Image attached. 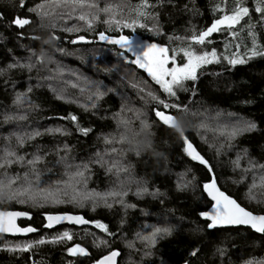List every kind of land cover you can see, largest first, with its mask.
I'll use <instances>...</instances> for the list:
<instances>
[{"label":"trees","instance_id":"obj_1","mask_svg":"<svg viewBox=\"0 0 264 264\" xmlns=\"http://www.w3.org/2000/svg\"><path fill=\"white\" fill-rule=\"evenodd\" d=\"M41 2L26 0L20 7V0H0V154L12 150L26 160L42 157L35 166L40 173L39 187L57 192L64 202L45 201L37 195V203L12 197L9 190L0 195V210L31 214L32 220L21 221L20 225L36 229L29 237L0 235V264H96L112 251L120 254L118 264H264V235L245 228L212 231L201 215L212 206L204 185L213 176L220 188L243 207L264 215L263 200L254 203L247 196L250 181L264 177V169L248 170L252 164L264 165V55L246 58L245 63L235 66L225 59L232 58L234 52L244 56L252 48L248 25H252L257 50L264 49V14L255 11L256 0H244L250 16L236 29L214 33L211 43L193 45L197 52L215 49L220 62L201 67L197 79L186 81V90L177 92L178 99L164 93L144 69L120 55L123 52L131 60L127 52L117 45L100 43L98 34L138 37L148 44L168 47L169 55L176 50V60L183 64L185 58L179 49L188 43L183 38L209 27L224 14L218 8L227 11L234 6L233 0H151L155 7L150 11L155 15L158 9L176 4L180 19L167 24L158 15L156 19L141 18L139 22L147 27L137 26L135 30L109 27L103 23V13L92 29L75 15L72 19L51 17L41 21L27 11ZM108 2L113 0H98L100 7ZM128 2L136 5L139 0ZM17 16L30 18L32 23L19 28L12 23ZM185 20H201V24L192 27ZM53 21L55 28L49 26ZM74 26L82 30H61ZM230 31H237L238 38L234 39ZM53 34L59 39H53ZM79 36L89 42L72 43ZM41 56L43 64L37 62ZM97 91L103 93L99 98L94 95ZM148 92L166 103L186 105L187 111L164 109ZM18 96L25 97L22 103H17ZM156 110L180 119L184 134L211 165V171L186 154L180 134L161 124ZM73 115L76 121L69 118ZM21 116L26 119H19ZM122 121L130 122L127 139L131 143H105L106 138L118 141L125 133ZM145 121L150 128L141 132ZM245 124L255 127L228 138L230 130ZM80 129L89 131L84 134ZM36 132L40 135L29 138ZM132 133L139 135L133 138ZM21 138L23 144L19 143ZM113 147L124 149L122 161L129 166L130 174L117 176L115 170L108 171ZM99 157L104 162L98 163ZM238 159L239 167L235 163ZM68 163L72 169L67 168ZM82 165L88 170L84 186L76 185L79 191L102 195L125 191L123 203L112 197L107 198V204L73 202L70 189L63 195L57 184ZM5 171L8 176H23L29 168L13 164L0 169ZM145 188L147 191L142 192ZM52 214L80 215L92 223L83 228L46 227V217ZM96 222L106 225L108 231L97 228ZM165 227L171 234L157 237L154 244L142 239L154 229ZM64 232L72 234L73 239L39 244L30 251L8 250L39 240L52 241ZM76 244L88 255H69L68 249ZM194 251L196 255H192Z\"/></svg>","mask_w":264,"mask_h":264},{"label":"snow or ice","instance_id":"obj_2","mask_svg":"<svg viewBox=\"0 0 264 264\" xmlns=\"http://www.w3.org/2000/svg\"><path fill=\"white\" fill-rule=\"evenodd\" d=\"M26 0H20V7H24ZM224 2V0H222ZM234 6L227 11L222 8H218L219 11L224 13L222 16L217 18L209 27L201 31L199 34H193L190 37H185L187 43L186 48H180L179 52L182 53L185 58V62L180 64L176 60L177 52L173 50L172 55H169L170 49L168 47L160 46L155 43L143 44L142 42L133 41L129 36L121 35L119 38H111L106 35L104 32L98 34L100 41H107L108 43L119 45L122 49H125L127 52L132 53L133 58L131 60L128 57L124 56L122 52L120 55L124 59L132 64L137 65L139 68L144 69L149 76L159 85L164 93H167L170 97H177V92L186 90L184 85L186 81L197 79V71L206 64L210 63H219L220 57L217 55L215 49L211 51H201L197 52L193 45H205L206 43H211L210 37L213 33H218L222 31H229L236 29L238 25H241V21L245 17L250 16V10L248 7L244 6V0H233ZM257 7L255 8L256 12L264 14V0H256ZM155 5L151 0H139L138 4L132 5L128 0H119V2H108L104 7H100L98 0H42L41 3L35 5V7H30L27 9L30 13H35L41 21H44L46 18L56 17L61 20L67 18L72 19L75 15V18L78 21H83L85 26L88 29H92L94 24L100 19V14L103 13L106 15V19L103 21L104 24L112 27L115 25L117 29L130 28L135 30L138 26L140 28H145L147 25L145 23H140L141 18L144 19H156V15L150 11L154 8ZM59 9L60 11H57ZM77 10L79 14L76 15ZM3 18V14L0 13V19ZM12 23L19 28H24L26 25L32 23L30 18H20L19 16L14 17ZM45 25L41 23V27ZM52 28L56 27V23L53 21L49 25ZM250 34L253 35V46L244 56L239 55V53H232V58L225 59L228 60V63L235 66L237 64H243L246 62V58H251L257 55H264V49L257 50V45L255 43V35L251 33L252 25H248ZM62 31L67 32H76L81 31V28L70 27L62 28ZM230 35L236 39L238 38L237 31H230ZM53 39H59V37L53 34ZM177 39H181L177 37ZM89 42L84 36H79L77 40H73L72 43L78 42ZM237 48L240 47L239 44L236 45ZM38 63L43 64V56L38 58ZM169 64L172 66L169 67ZM31 68L32 65H29ZM76 87V85H73ZM144 91L143 88L140 89ZM94 95L99 98L103 93L96 92ZM147 95L158 104L162 105L164 109H175L178 112H186V105L179 104H169L164 100L159 99L152 92H148ZM25 97L18 96L17 103H22ZM91 99V97H89ZM178 99V97H177ZM95 107V105H92ZM156 116L167 126L176 130L181 139L185 143L184 151L188 156L193 160L199 161V163L205 165L209 171H211V165L208 164V161L197 151L194 145L188 140L187 136L184 134V130L181 126L180 119L174 115L167 114L164 111L156 110ZM72 121H76V116L69 117ZM19 119H26V117L21 116ZM122 125L125 128V133H123L118 141L113 139L106 138L105 143L112 144L114 142L124 144L131 143L127 139V133L130 130L128 127L129 121H122ZM204 127L205 125H201ZM255 127L254 124H245L243 127H238L230 130L227 133L229 139L234 138L237 134L243 131H250ZM150 128V125L145 121L142 122L141 132H145ZM55 131H62L56 129ZM81 132L87 134L89 129H80ZM40 135L39 132L33 134L29 138H34L35 136ZM133 138L139 135V133H132ZM20 144H23V138L19 141ZM67 147V146H65ZM136 154L139 155V147L136 146ZM112 156V163L108 168V171L115 170V175L119 176L120 173H129L130 168L122 161V156L124 155V149H117L113 147L109 153ZM42 157L35 156L33 159L26 160L23 156H18L15 151L6 150L0 154V169H7L13 164L27 165L29 168L28 172H25L23 176L17 174L16 176H8L7 172H0V195H3L6 190H9V195L15 198L26 197L28 200L34 202H39L37 200V195H39L43 200H52L55 203H62L63 200L58 198L57 192L51 191L48 188H40V173L36 170V165L42 162ZM65 160V158H62ZM97 162H104L103 157H99ZM236 166L239 167V159L235 162ZM73 165L68 163L67 168L72 169ZM264 169V165H255L252 164L249 171L252 168ZM88 170L87 165L76 166L74 172L68 173V179L66 181L59 182L57 184L58 189H63V195H68V190L71 191V201L82 203L85 200L92 201L97 203L103 201L107 204V198L112 197L113 199L120 198L119 202L123 203L122 197L127 193L125 191H112L107 194H100L95 192L88 191H79L76 187L77 184L84 186V176L85 171ZM21 183L17 188L12 189L13 185H16L17 182ZM35 185V189L34 186ZM258 186L254 183L252 188L249 190L250 199H255L256 194L253 191ZM261 188H264V177L261 178ZM205 191L211 196L212 200L215 201L214 210L210 213H201V215L210 221L208 224L209 228H215L217 226H226V225H250L257 232L264 233V215H254L252 212L247 211L244 207H241L236 200L225 195L217 187L216 179L213 176L209 183L204 185ZM142 192H146L147 189H142ZM140 194V193H137ZM264 194V193H262ZM20 202H25L21 200ZM107 206L111 207L110 204ZM129 207H135L134 205H129ZM27 215L26 213L18 212H0V233H29L35 232L36 229L32 227L20 228L16 225L15 220L17 217ZM48 223L46 227H53L54 224L60 223L61 221H70L76 224H88L92 223L85 220L82 216H72V215H48L46 217ZM97 228L102 229L107 232V226L99 222L95 223ZM170 228H156L152 231L150 236H144L142 239L149 241L151 244L156 242L157 237H162L164 235H170ZM73 236L69 232H64L60 236H57L52 241L39 240L35 244L28 243L25 245H17L14 247L8 248L9 251H30L34 246L44 243H57L63 240H72ZM106 243V242H104ZM131 246V245H130ZM198 251V250H197ZM69 255H88V252L85 248L81 247L79 244L74 245L68 249ZM119 255L117 251H112L107 256H104L97 264H115V258ZM196 255V251L192 253ZM248 264H258V262L249 261Z\"/></svg>","mask_w":264,"mask_h":264},{"label":"water","instance_id":"obj_3","mask_svg":"<svg viewBox=\"0 0 264 264\" xmlns=\"http://www.w3.org/2000/svg\"><path fill=\"white\" fill-rule=\"evenodd\" d=\"M16 26V25H15ZM27 26V25H26ZM110 37V36H109ZM111 38H114V37H111ZM100 41V40H99ZM100 43H102V44H107V45H115V44H111V43H108L107 41H100ZM118 46V45H117ZM166 113V112H165ZM167 114H169V113H167ZM158 120H159V122L161 123V124H163L165 127H167V128H169V129H171V130H174L173 128H171V127H169V126H167V125H165L159 118H158ZM174 131H176V130H174ZM177 132V131H176ZM195 147V146H194ZM196 148V147H195ZM197 149V148H196ZM198 151V150H197ZM199 152V151H198ZM190 157V156H189ZM191 158V157H190ZM192 159V158H191ZM195 161H197V160H195ZM197 162H199V161H197ZM209 164V163H208ZM213 178V177H212ZM216 179V178H215ZM216 184H217V187L220 189V191L221 192H223L225 195H227V196H229L227 193H225L221 188H220V186L218 185V182H217V180H216ZM204 192H205V194H206V196L208 197V199L210 200V202L212 203V206H211V208L207 211V212H205V213H210V212H212L213 210H214V206H215V201H213L212 200V198H211V196H209L208 195V193L205 191V189H204ZM230 198H232V199H234L233 197H231V196H229ZM234 200H236V199H234ZM237 201V200H236ZM237 203H239L238 201H237ZM240 204V203H239ZM241 205V204H240ZM241 207H243L242 205H241ZM245 208V207H244ZM246 209V208H245ZM247 210V209H246ZM247 211H249V210H247ZM0 212H18V213H26V212H20V211H4V210H0ZM251 212V211H250ZM253 213V212H252ZM27 215H22V216H19V217H17L16 218V220H15V223H16V225L18 226V227H20V228H28V227H22L21 225H20V222L21 221H31L32 220V215L31 214H29V213H26ZM254 215H262V214H255V213H253ZM52 215H72V216H80V215H73V214H52ZM83 217V216H82ZM84 218V217H83ZM202 218H203V220H205V221H207L208 223H210V221L209 220H207V219H205L203 216H202ZM85 219V218H84ZM86 220V219H85ZM47 223H48V221H47ZM89 224V223H88ZM88 224H76V223H73V222H70V221H61L60 223H57V224H54V226L53 227H51V228H56V227H64V226H71V227H78V228H83V227H86ZM29 227H31V226H29ZM33 228V227H32ZM238 228H245V229H250L251 231H253L254 233H256V234H258V235H260V236H262V235H264V233H261V232H257L255 229H253L250 225H226V226H217V227H215V228H210V230H221V229H238ZM36 233V231L35 232H29V233H26V234H23V233H0V235H2V236H8V237H29V236H31V235H33V234H35ZM107 256V255H106ZM103 258V257H102ZM119 260H120V254L115 258V264H118L119 263ZM97 264V263H96Z\"/></svg>","mask_w":264,"mask_h":264},{"label":"rangeland","instance_id":"obj_4","mask_svg":"<svg viewBox=\"0 0 264 264\" xmlns=\"http://www.w3.org/2000/svg\"><path fill=\"white\" fill-rule=\"evenodd\" d=\"M156 15H158L161 18H164L167 21V24H170L169 21L176 20V19L179 20L180 17H181V15H180V9L177 8V5L176 4L174 6H172V7H163V8L158 9L156 11ZM205 15L207 16V14H205ZM185 23H187L188 25H190L192 27H198L201 24V20H185ZM168 27H169V25H168ZM131 39H133V41H136V42H142L145 45L148 44V43L142 41L141 38H138V37H132ZM118 47H120V46L118 45ZM122 50H124L125 52H127L125 49H122ZM127 54H129V55H131V57H133L132 56V53L127 52ZM254 183L258 186L256 189L253 190L255 192V194H256V198L255 199H250L249 192H248V195L247 196H248V198H249V200L251 202L258 203V199H259L260 202L263 200L262 204H264V194H262V193H264V188H261L260 187V185H261V178H260V176L258 178L257 177H254V179H252L250 181V188H252V185Z\"/></svg>","mask_w":264,"mask_h":264}]
</instances>
